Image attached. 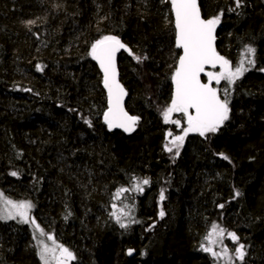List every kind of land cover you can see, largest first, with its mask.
I'll return each mask as SVG.
<instances>
[{
  "label": "trees",
  "instance_id": "1",
  "mask_svg": "<svg viewBox=\"0 0 264 264\" xmlns=\"http://www.w3.org/2000/svg\"><path fill=\"white\" fill-rule=\"evenodd\" d=\"M198 2L205 19L223 10L219 53L234 67L251 45L255 67L233 85L223 126L188 135L175 156L162 118L181 55L170 3L0 0V204L30 201L36 224L73 254L64 264H225L201 247L214 223L245 245L233 264H264V1L242 0L234 11V0ZM106 35L132 53L123 49L118 61L126 110L139 117L130 136L103 119V77L89 53ZM133 176L150 183L119 200ZM113 204L131 206L139 223L121 228ZM35 231L0 220V264H41ZM223 245L233 254L238 246L227 232Z\"/></svg>",
  "mask_w": 264,
  "mask_h": 264
},
{
  "label": "snow or ice",
  "instance_id": "2",
  "mask_svg": "<svg viewBox=\"0 0 264 264\" xmlns=\"http://www.w3.org/2000/svg\"><path fill=\"white\" fill-rule=\"evenodd\" d=\"M164 3H170V10L174 14L175 28V46L182 49V54L178 57L177 66L171 77L174 84V92L170 99V105L162 110V118L165 124L172 123L177 127L182 126L180 119H172L173 113H180L186 127L183 128L182 134L173 136L169 131L167 135L172 137L165 145V151L172 153L175 149V156H179V149L184 143L185 137L189 133H198L201 137H206L208 133H216L223 126L224 122L229 119V88L223 89V99L221 98L220 89L213 87V81L216 85H220L221 81H226L227 85H233L237 79L242 77L245 72L250 71V65L255 67L256 49L251 45H247L241 53V58L233 67L232 63L221 56L215 48V31L216 26L220 23L223 10L216 16L211 18H202L201 11L198 6V0H162ZM242 7V0H234V7L229 11ZM32 24L34 21H27ZM120 49H125L131 55V50L121 42L117 36L106 35L102 39L96 40L91 45V58L98 62L103 72V85L107 90L108 106L103 114L104 123L109 130L113 128H122L129 132L134 130L139 117L129 115L123 107V99L127 95L123 86L117 80L115 67V56ZM137 62H142L148 57L134 56ZM210 65L216 68L219 65L218 72H205V66ZM39 70L40 66L37 65ZM264 72V68L260 69ZM207 77L206 82L201 81V74ZM89 123L90 121H86ZM223 159L229 160V157L223 153H219ZM11 175L15 176L16 172ZM148 178H140L133 176L129 187H120L117 194L122 195L125 192L136 191L143 192V185L149 184ZM236 195H239L237 192ZM0 199L3 194L0 193ZM160 201L165 199L164 190L160 192ZM4 207L0 209V219H18V222L25 224H34L40 236H46L47 240L52 241L49 246L44 240L39 239L35 234L33 239L38 241L39 256L42 264H51L52 260H57L58 264H62L63 260L74 259L71 251L58 243L52 234L46 233L34 218L30 216L33 205L31 202H13L11 199L3 201ZM116 205L113 204L112 215L115 216L116 222L121 228L128 227L122 217H126L129 223H139L131 216V206L124 204L117 211ZM223 208L224 205H219ZM164 211L159 212V216L163 217ZM154 226V225H153ZM227 232L228 238L238 246L234 249L236 259L243 262L246 255L244 243L239 242L240 237L235 232H230L219 224H213L211 231L205 236L207 245L202 244L201 247L205 252H210L213 257L224 258L225 264H233L232 257L229 255V249L223 245V237ZM217 243L223 245L219 252L214 250ZM58 252V255H57ZM133 252L129 250V255Z\"/></svg>",
  "mask_w": 264,
  "mask_h": 264
},
{
  "label": "rangeland",
  "instance_id": "3",
  "mask_svg": "<svg viewBox=\"0 0 264 264\" xmlns=\"http://www.w3.org/2000/svg\"><path fill=\"white\" fill-rule=\"evenodd\" d=\"M219 25H217L216 26V31L218 30V27ZM246 66V65H245ZM214 72H217V71H214ZM246 73V72H245ZM244 73V74H245ZM243 77V76H242ZM242 77H240L239 79H237L236 81H235V83L234 84H236ZM206 81H207V77H206ZM205 81V82H206ZM224 84H227V82L226 81H221V83H220V85H216L215 84V82L213 81V85H215V87H217L218 89H220V94H221V96H222V94H223V90L221 91V86L222 85H224ZM233 84V85H234ZM233 85H229V95L231 94V92H232V90H233ZM228 95V96H229ZM223 97V96H222ZM172 119H180L181 121H182V126L181 127H177L176 125H174V124H172V123H168L169 124V126H170V131L172 132V134H173V136H175V135H179V134H182V132H183V128L184 127H186L187 125H186V122L184 121V118H183V116L180 114V113H173L172 114V117H171ZM226 122V121H225ZM196 134H198V133H189L188 135H196ZM187 135V136H188ZM186 136V137H187ZM172 137H169V136H167V142L171 139ZM182 147V146H181ZM181 149V148H180ZM180 149H179V151H180ZM169 153V152H168ZM175 153V149H174V151L172 152V153H169V154H174ZM122 198H123V196L122 195H118V199L119 200H122ZM4 201V200H3ZM3 201L1 202V207H0V209H3V207H4V203H3ZM123 206H118V209H116L117 211H119L121 208H122ZM31 211H32V209H31ZM30 216H31V212H30ZM123 219H124V221H127L128 219L126 218V217H122ZM18 219L19 218H17L16 220H13V219H0L1 221H3V222H10V221H18ZM116 219V218H115ZM29 224H31V223H29ZM37 237H39V239H41V240H44V242L45 243H47L49 246H52V241H49V240H47V237H45V236H40V234H39V232H37V231H35V233H34ZM35 240V243H36V248H37V252H39V248L37 247V244H38V241L36 240V239H34ZM234 247H231V250L234 252ZM57 255H58V252H57ZM229 255L233 258L234 256H235V254H233L231 251H229ZM38 257H39V260H40V256H39V254H38ZM224 261H225V259L224 258H222ZM63 261H65V260H63ZM62 261V264H64V262ZM67 261V263H69V261L70 260H66ZM40 262H41V260H40ZM41 264H42V262H41ZM51 264H58V261L57 260H52L51 261Z\"/></svg>",
  "mask_w": 264,
  "mask_h": 264
},
{
  "label": "water",
  "instance_id": "4",
  "mask_svg": "<svg viewBox=\"0 0 264 264\" xmlns=\"http://www.w3.org/2000/svg\"><path fill=\"white\" fill-rule=\"evenodd\" d=\"M264 1V0H263ZM198 6H199V8H200V5H199V2H198ZM200 11H201V8H200ZM172 16H173V19H174V14L172 13ZM201 16H202V18H203V15H202V11H201ZM215 36H216V39H215V48H216V51L219 53V51H218V47H217V32L215 31ZM177 48V47H176ZM177 50L178 51H180V53L182 54V49H179V48H177ZM123 51V49H120L117 53H116V56H115V67H116V73H117V80H118V82L121 84V77H120V71H119V68H118V61H119V56H120V53ZM220 54V53H219ZM221 55V54H220ZM222 56V55H221ZM95 61V60H94ZM95 63H96V65H97V67H98V69L100 70V72H101V74H102V77H103V72H102V70L100 69V67H99V64H98V62L97 61H95ZM209 71H220V68H219V65H217V67L216 68H212L210 65H206L205 66V72H209ZM206 76L202 73L201 74V81L202 82H204V78H205ZM122 85V84H121ZM123 86V85H122ZM172 87H173V92H174V84L172 83ZM214 87V86H213ZM124 88V87H123ZM103 89H104V91H105V93H106V97H107V90L104 88V85H103ZM126 101H127V95L124 97V99H123V107H124V109H125V111H127L126 110ZM107 106H108V99H107ZM130 115V114H129ZM137 125V124H136ZM136 125L134 126V130L133 131H129V132H126V131H124V129H122V128H113V129H111L110 131H112V132H121V133H123L124 135H127V136H130V135H132L135 131H136ZM127 257H128V259H132V258H134L135 257V253L134 252H132V254L131 255H129V251L127 252Z\"/></svg>",
  "mask_w": 264,
  "mask_h": 264
}]
</instances>
